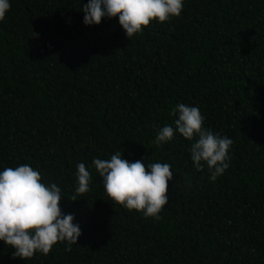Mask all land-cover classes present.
I'll return each mask as SVG.
<instances>
[{
  "label": "trees",
  "instance_id": "16d2710c",
  "mask_svg": "<svg viewBox=\"0 0 264 264\" xmlns=\"http://www.w3.org/2000/svg\"><path fill=\"white\" fill-rule=\"evenodd\" d=\"M10 3L0 22V171L29 164L56 183L82 236L71 251L58 243L27 261L0 242V264H264V0H185L179 17L132 40L118 17L86 26L88 0ZM180 103L233 140L214 183L207 167L196 170L192 142L178 133L154 142ZM116 151L172 165L162 219L108 197L92 162ZM78 163L91 190L71 201Z\"/></svg>",
  "mask_w": 264,
  "mask_h": 264
},
{
  "label": "clouds",
  "instance_id": "9594fccd",
  "mask_svg": "<svg viewBox=\"0 0 264 264\" xmlns=\"http://www.w3.org/2000/svg\"><path fill=\"white\" fill-rule=\"evenodd\" d=\"M184 4L185 0H88L82 9L83 23L99 26L105 19L118 17L119 25L132 40L153 22L163 24L179 17ZM10 9V0H0V22ZM172 115L178 118L159 128L155 144L170 143L178 133L192 142L189 152L196 170L207 167L209 180L216 182L230 166L233 140L206 129L205 118L196 106L180 103ZM92 164L111 200L145 218L162 219L160 213L169 204V182L174 181L171 164L129 161L120 151L109 159L94 158ZM76 168L71 201H79L78 195L91 190L90 171L84 163H78ZM64 198L56 183H44L40 171L29 164L0 171V242L12 249L14 259L27 261L37 254L46 256L58 243L64 244L67 251L78 245L81 226L73 214L62 211Z\"/></svg>",
  "mask_w": 264,
  "mask_h": 264
}]
</instances>
